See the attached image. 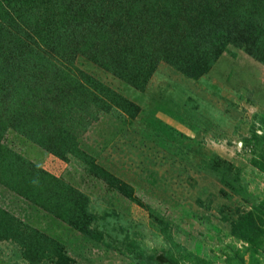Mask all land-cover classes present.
<instances>
[{
	"label": "rangeland",
	"instance_id": "rangeland-1",
	"mask_svg": "<svg viewBox=\"0 0 264 264\" xmlns=\"http://www.w3.org/2000/svg\"><path fill=\"white\" fill-rule=\"evenodd\" d=\"M264 264V0H0V264Z\"/></svg>",
	"mask_w": 264,
	"mask_h": 264
},
{
	"label": "trees",
	"instance_id": "trees-1",
	"mask_svg": "<svg viewBox=\"0 0 264 264\" xmlns=\"http://www.w3.org/2000/svg\"><path fill=\"white\" fill-rule=\"evenodd\" d=\"M145 262L148 264H175L165 254L152 255Z\"/></svg>",
	"mask_w": 264,
	"mask_h": 264
}]
</instances>
